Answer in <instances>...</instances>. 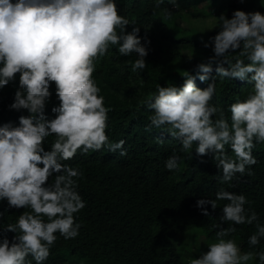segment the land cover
Instances as JSON below:
<instances>
[{
  "label": "clouds",
  "instance_id": "clouds-1",
  "mask_svg": "<svg viewBox=\"0 0 264 264\" xmlns=\"http://www.w3.org/2000/svg\"><path fill=\"white\" fill-rule=\"evenodd\" d=\"M155 3L159 6L164 0ZM216 19L220 31L210 38L214 55L196 66V78L205 81L216 61V76L207 87H195L194 76L184 72L181 86L157 84L156 93L144 104L152 112L150 128L165 130L184 151L211 153L219 178L229 182L246 170L250 174L248 166L256 163L254 141H264V14L235 10L231 18L221 15ZM128 24L118 14L115 0H0V89L19 73V87L8 107L29 113L18 117L16 126L10 122L0 125V201L30 209L17 216L14 224L0 228L15 233L11 244L6 237L0 239V264H44L57 233L66 240L78 236L80 224L74 214L86 203L76 190L83 173L62 161L73 158L77 150L107 148L126 154L122 139L112 142L106 135L111 109L105 107L92 73L95 60L110 45H116L121 56L136 53L133 72L145 68L148 41L141 43L139 27L125 33ZM238 48L233 62L228 50ZM217 77L238 78L252 85L245 99L228 106L230 123L210 103ZM50 82H55L59 103L51 109L55 117L47 119L43 110L51 95ZM53 135L55 139L45 151L42 141ZM225 145L235 159L226 155ZM178 160L170 155L164 167L174 170ZM215 196V200L198 199L196 207L207 216L203 205L215 209L216 200H227L219 219L231 222L230 226L217 225L216 242L188 264H249L254 258L257 264H264V251L241 252L233 239L225 238L236 231L234 225L253 222L256 230L248 238L249 246L264 238V223L245 208V195L221 190ZM28 256L32 259L26 261Z\"/></svg>",
  "mask_w": 264,
  "mask_h": 264
},
{
  "label": "trees",
  "instance_id": "trees-1",
  "mask_svg": "<svg viewBox=\"0 0 264 264\" xmlns=\"http://www.w3.org/2000/svg\"><path fill=\"white\" fill-rule=\"evenodd\" d=\"M198 2L201 0H175L174 4L164 0L157 6L155 0H115L118 14L129 22L125 33L139 27L141 43L148 41L142 70L132 71L135 52L121 56L116 45H110L108 52L94 62L92 78L100 88L105 107L111 109L107 113L106 135L112 142L122 139L126 154L121 156L119 150L109 152L107 148L77 150L73 158L62 161L83 173L76 190L86 203L74 214L75 222L80 224L78 236L66 240L57 233L44 264H188L186 259L193 255L187 246L193 243L184 241L179 251V236L200 231L207 250L217 240V225L230 226L231 222L221 223L219 219L227 200H216L215 209L210 204L203 205L207 216L196 207L198 199L215 200L221 190L245 195V208L254 211L259 222L264 223V141H254L252 155L256 163L248 166L250 174L246 170L243 176L237 174L232 181L223 182L211 153L184 151L165 130L149 127L152 112L144 102L156 93L157 84L179 87L184 72H188L194 76V86L203 89L216 76L217 64L213 61L209 79L196 78V66L207 63L214 55L210 38L220 31L216 18H231L235 10L264 14V0H212L201 7ZM195 16L198 26L190 24ZM239 51L228 50L233 62ZM220 66L226 68L227 64ZM14 77L0 89V125L10 122L16 126L18 117L29 115L27 110L8 107L19 87V73ZM251 91L252 85L246 80L217 77L210 103L222 110L230 123L228 106L245 99ZM49 92L43 111L47 119H52L56 114L51 109L59 103L55 82H50ZM54 139L53 135L42 141L45 151ZM225 153L235 159L228 145ZM170 155L179 157L178 167L171 171L164 167ZM23 211L30 209L9 207L6 200L0 201V228L14 224ZM234 227L236 231L226 239L242 240L243 252L264 251V238L258 245L248 244L256 230L255 222ZM14 236V232L0 229V239L6 237L11 244ZM31 259L26 257V261ZM249 263L257 264L256 258Z\"/></svg>",
  "mask_w": 264,
  "mask_h": 264
},
{
  "label": "rangeland",
  "instance_id": "rangeland-1",
  "mask_svg": "<svg viewBox=\"0 0 264 264\" xmlns=\"http://www.w3.org/2000/svg\"><path fill=\"white\" fill-rule=\"evenodd\" d=\"M212 0H201V2H198L197 3V6L198 7H201V6H203V4H205V3H207V2H211ZM199 20H198V18L195 16V17H192L191 19H190V24H196V26H198V25H200V22H198ZM171 22H172V20H171ZM189 54H190V52H188ZM187 234L189 235V236H187L186 234H184V235H181V236H179L178 238H177V242H178V245H177V248L179 249V251H181V249L183 248V246H184V241H186V243L187 244H189V243H193V244H189L188 246H187V249L189 250V251H191V253H192V255L194 256H191L192 258H199V256L202 254V253H204V252H207L208 251V249L206 250L205 249V244H203L202 243V234L200 233V231H196V233H194V235L190 232H187ZM193 240H195V241H193ZM234 240V239H233ZM236 243H237V245L240 247V249H241V252H242V250H243V247H242V240H240V239H236V240H234ZM196 247L198 248V250H195L196 249ZM204 248V249H203ZM180 254V253H179ZM191 257H189L188 259H186L187 260V263H188V261H189V259L191 258ZM250 264V263H249Z\"/></svg>",
  "mask_w": 264,
  "mask_h": 264
}]
</instances>
